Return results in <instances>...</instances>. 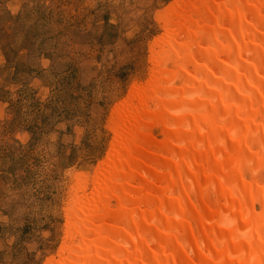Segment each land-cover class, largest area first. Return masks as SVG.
I'll return each mask as SVG.
<instances>
[{
	"label": "bare ground",
	"instance_id": "bare-ground-1",
	"mask_svg": "<svg viewBox=\"0 0 264 264\" xmlns=\"http://www.w3.org/2000/svg\"><path fill=\"white\" fill-rule=\"evenodd\" d=\"M163 23L52 264H264V0H177Z\"/></svg>",
	"mask_w": 264,
	"mask_h": 264
},
{
	"label": "rangeland",
	"instance_id": "rangeland-1",
	"mask_svg": "<svg viewBox=\"0 0 264 264\" xmlns=\"http://www.w3.org/2000/svg\"><path fill=\"white\" fill-rule=\"evenodd\" d=\"M176 3L0 0V264L60 262L79 174L91 193Z\"/></svg>",
	"mask_w": 264,
	"mask_h": 264
}]
</instances>
